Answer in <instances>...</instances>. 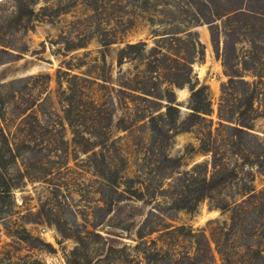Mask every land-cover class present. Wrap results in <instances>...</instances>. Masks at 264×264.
Listing matches in <instances>:
<instances>
[{"label":"rangeland","instance_id":"obj_1","mask_svg":"<svg viewBox=\"0 0 264 264\" xmlns=\"http://www.w3.org/2000/svg\"><path fill=\"white\" fill-rule=\"evenodd\" d=\"M27 2L33 22L9 26L4 15L16 2L0 0V83L23 79L6 106L16 157L6 158L3 172L9 190L0 187V264H69L77 236L88 231L103 238L81 264H240L241 255L252 257L250 246L264 255V201L248 207L245 221L221 207L264 189V170L248 157L264 139V73L245 71L236 54L225 61L223 41L215 45L188 0ZM235 74L258 86L253 113L240 107L254 85L227 86L231 76L242 78ZM201 88L197 117L193 92ZM166 132L172 138L161 145ZM210 138L214 153L203 149ZM213 154L217 181L232 169L238 176L196 208L176 209L175 192L193 170L204 171L198 164L208 163L210 175ZM112 174L119 191L130 178L166 191L121 196L109 191ZM143 241L161 253L147 261L135 250ZM124 246L134 263L107 253Z\"/></svg>","mask_w":264,"mask_h":264},{"label":"trees","instance_id":"obj_2","mask_svg":"<svg viewBox=\"0 0 264 264\" xmlns=\"http://www.w3.org/2000/svg\"><path fill=\"white\" fill-rule=\"evenodd\" d=\"M16 4L14 5L12 11L7 12L4 16L7 17L9 21V26H12L13 20L16 19L20 23L30 22L32 23V17L35 15V9L32 8L34 3H29L27 0H14ZM189 3L193 6L194 17L195 19L203 24H207L210 28L211 38L215 45L218 44L220 47L221 41H223V50L224 57L226 59L230 58L233 54H236V58L242 60V64L245 71H249L252 68H259V70L264 73V67H260L258 63L264 64V0H188ZM33 4V5H31ZM3 16V15H2ZM4 26V25H3ZM33 25H28L24 23V28H29ZM241 46H238L240 45ZM241 52V53H240ZM10 54H14L11 53ZM251 66V67H250ZM46 78L50 79V75H45ZM234 76H240L239 81L233 76L229 78L228 85L241 83L243 85H254L250 93L246 95L245 103L241 105L240 114L247 115L248 113H253L256 109L254 106V99L257 95L258 86L249 80L244 78L245 74H235ZM264 77V75H259ZM43 78L39 75L38 77H31L30 79ZM23 81V79L13 80L10 82L0 83V187L4 188V191L9 190V181L6 180L5 174L3 173L7 167V157H16L15 150L10 143V132L8 130L9 121V112L7 111V102H10L9 96H11L12 86ZM264 82L263 80L259 83ZM11 87V88H10ZM205 92L203 88L197 89L193 92V97L196 99V105L194 107L195 113L194 116L200 117V112L202 107L197 105L203 101L202 94ZM16 97V95H13ZM243 100L244 98L241 97ZM177 108L174 105L168 107V113L171 118L174 116V112ZM16 114V113H15ZM153 130L159 132L161 131L158 126L157 120H153ZM186 130V129H185ZM242 131L241 129H238ZM251 135V134H250ZM163 139L159 141L162 145L164 142L169 141L172 136L169 132L163 134ZM205 143V142H204ZM203 143V144H204ZM24 147H27V143H21L20 150ZM260 147L257 149H248V157L251 158L255 156L256 161L250 160V164H255L264 170V139L259 142ZM213 146L212 139H209L208 143H205L203 149L206 151H212ZM254 148V147H253ZM214 153V152H213ZM164 161L169 166H175L179 164V159L171 157L169 155H164ZM218 157L216 154H213V159L211 161V169L209 175L210 165L208 163L198 164L196 167L204 169L202 170H193L195 175L189 174L190 178H186L185 183H183V189L181 191L175 192L177 196L173 199L172 205L176 209H189L192 210L197 207L199 202L206 198L210 197L213 190L217 189V184H224L223 186L229 185V182L234 179V176H238V172L235 169H232L230 173L224 174L219 181L215 179V175H218L220 169H218L219 164L217 163ZM187 173V172H186ZM252 173V172H250ZM107 186L109 191L118 192L121 196L128 195L139 200L145 197V194L153 195L157 192L164 193L165 189H146L143 187V181L141 179L130 178L128 180L129 184L126 185L125 189L119 191V181L112 174L109 177H106ZM253 179H250L249 182H252ZM139 184L140 187H137ZM247 186V183L244 184ZM118 189V190H117ZM145 190V191H144ZM249 192L248 198L242 202H233L222 203V208L233 209V220L237 218L244 219V214L248 212V207L254 205V203L259 201H264V189L260 192ZM112 192H108L111 194ZM164 195V194H163ZM154 196H152L153 198ZM109 200V199H107ZM111 201H108L107 212L111 211ZM264 205V202H263ZM110 206V207H109ZM153 212V211H152ZM148 226L146 221L139 230V239L143 240L146 236L144 228ZM253 232V231H250ZM192 234V233H191ZM102 235L97 231H88L85 235L79 234L77 236L78 245L70 252V258L68 260L69 264H81V261L84 260L83 256H86V253L92 245L96 243L97 238H101ZM103 238V237H102ZM154 243V241H152ZM100 247L105 243L102 241ZM105 247V246H104ZM129 247L113 248L108 247L107 253H120V259H128L130 263H134L129 259ZM251 252H253L252 257H247L246 255H241L239 258H243L240 264H254L255 260L264 258L263 251L258 248H253V246L248 247ZM135 250L138 253H141V256L147 261L152 260V256L159 255L161 252L159 249H154L143 241L135 247ZM238 254V253H237ZM231 264H236L230 258H227Z\"/></svg>","mask_w":264,"mask_h":264}]
</instances>
